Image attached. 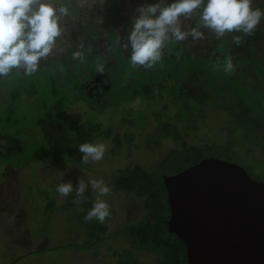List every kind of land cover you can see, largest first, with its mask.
<instances>
[{"label": "rangeland", "instance_id": "rangeland-1", "mask_svg": "<svg viewBox=\"0 0 264 264\" xmlns=\"http://www.w3.org/2000/svg\"><path fill=\"white\" fill-rule=\"evenodd\" d=\"M112 2L110 6V0H62L69 15L61 22L62 35L57 38L52 54L32 75L13 74L0 79V191H5L0 193V264H119L115 247L120 246V251L127 246L139 253L126 229L121 227L139 217V198L133 192L117 190L112 178L118 169L133 165L134 161L154 168L155 161L163 159L172 147L181 146L182 142L210 141L222 148L227 145L234 155H220L239 162L252 176L264 180V19L258 25L261 37L252 53L247 52L244 44L233 43L232 34L217 40L212 33L205 32L202 40L188 37L166 49V54L178 55L180 60L178 56L177 60L163 57L152 73L151 69L133 68L129 62L131 48L125 50L122 45L131 29L135 9L156 0ZM257 2L264 10V0ZM181 25L185 30L190 29L195 26V20H182ZM76 51L84 53L83 61L73 59ZM226 55L232 58L234 66L231 73H226L238 77L224 76L216 68ZM252 57L258 60L253 61ZM159 66L178 73L175 77L188 87L199 88L196 97L204 92L202 101L191 98L203 108L204 115L194 111L176 120L183 100L180 102L170 93L176 79L171 76L160 93L153 97L140 96L142 84L166 77L167 73ZM192 74L193 81H189ZM52 105L54 110L47 111L46 106ZM62 105L65 108L60 110ZM161 108L167 112L159 119L156 115ZM189 113L186 109L182 114ZM54 117H60L69 130L84 121H100L121 135L131 132L134 145L129 148L131 144L127 141L115 144L113 135L98 136L99 142L94 143L106 145L101 161L83 163L81 155L79 162H75L74 156L65 169L57 168L41 157L46 141L43 127ZM253 117L258 118L256 126L249 124ZM161 119L176 121L179 135L156 140L152 129ZM143 129L147 130L143 132ZM9 140L22 149L9 150L6 146ZM78 178L86 183L103 180L111 188L101 199L113 211L104 223L110 232L118 228L114 237L94 238L95 243L91 239L92 232L99 231V221L85 220L92 208L89 202L93 199L94 204L97 198L90 184L83 203L73 202L75 191L66 197L57 193L54 200L41 202V196L56 193L60 183L70 180L75 189ZM65 200L67 205L63 206ZM129 205L136 208L133 213ZM51 243L59 245L45 247ZM63 243L66 244L60 245ZM73 243L94 245L78 249L80 246Z\"/></svg>", "mask_w": 264, "mask_h": 264}, {"label": "clouds", "instance_id": "clouds-1", "mask_svg": "<svg viewBox=\"0 0 264 264\" xmlns=\"http://www.w3.org/2000/svg\"><path fill=\"white\" fill-rule=\"evenodd\" d=\"M253 0H156L139 5L132 18L131 29L123 48H131L129 56L133 68L152 69L165 55L166 49L176 46L191 37L205 38V32L212 33L217 40L232 33V40L239 46L245 36L252 35L261 20L264 10L253 8ZM69 15L62 0H0V79L15 75H32L41 62L51 54L57 38L62 35L61 22ZM182 20H195V26L183 29ZM82 48L83 45H80ZM73 59L84 60V53L76 51ZM227 73L233 71L232 58L225 56L222 64ZM83 163L99 162L106 152L103 143L85 142L79 145ZM89 184L97 193L93 207L85 216L103 224L109 218L108 203L101 199L111 192L103 181L92 179L88 183L78 178V185L72 181L60 183L56 192L68 196L75 191V204L86 200Z\"/></svg>", "mask_w": 264, "mask_h": 264}, {"label": "trees", "instance_id": "trees-1", "mask_svg": "<svg viewBox=\"0 0 264 264\" xmlns=\"http://www.w3.org/2000/svg\"><path fill=\"white\" fill-rule=\"evenodd\" d=\"M110 1L111 6L113 2L112 0ZM252 6L253 8L258 7L261 10L263 7V5L258 3L257 0H253ZM112 19H114L113 16ZM232 35H241V33H232ZM260 37L261 29L258 26L252 35L244 37L241 44L245 45L246 49L248 50L247 52L252 53V50L256 46V43ZM116 49L120 51L118 47ZM166 56L169 58L173 57L175 60H177L178 55H172L169 52L167 54L165 53L163 57ZM178 60H180L179 56ZM252 60L257 61L258 59L252 57ZM210 62L211 66L214 67L213 61L210 60ZM160 70L167 73L164 80L161 79L158 82H148L146 84H142V94L140 95L141 97H153L155 93H160L161 89L165 86V81L168 80L170 76L173 78H176L175 76H179V74L173 72L172 69L168 70L167 68L160 67ZM151 71L153 73V69H151ZM156 71L158 72L157 69ZM219 71H221V73L227 77H238L227 74L222 69H219ZM65 77L66 74L63 75L64 79ZM198 77L199 76L195 78H197L198 80ZM193 78L194 76L192 74L189 81H193ZM198 89L199 88H190L185 83L183 84L182 79H174V82L171 85L170 93L175 96V99H179L180 102L181 99L183 100L181 102V106L178 107L176 120L180 118V115L186 117L188 115H192L194 111H199L201 115L205 114L203 108L201 110V107L199 105H196L195 102L191 101V98H196L198 101H202L205 99L203 90V94H201L202 96H200L199 98L196 97V94L200 93L197 92ZM139 90L138 92H140ZM53 107L54 105L50 107L48 106V108L46 106V110L48 111L49 108V110H54L52 109ZM64 108V105L60 106V110H63ZM186 109L187 112L190 113L182 114ZM166 112V109L161 108L159 110V113L157 112L156 118L160 119L163 113L166 114ZM257 122L258 118L253 117L252 119H249V124H253L256 126ZM43 128L46 141L42 146L43 155H41V157L45 159L44 162H49L60 169H65L68 160H72L74 156L76 158H74L73 161L79 162L78 157L82 155L78 149L79 145L85 142H99L97 141L98 136L99 138H105L113 135L115 144H122L123 141H127L129 142V144H131L129 148L134 145L132 143L133 134L131 132L127 131L124 132L123 135H121L119 132H115L112 127H104L103 123L100 121H84L77 124L74 129L69 130L64 126L60 117H54L52 118L51 122L45 124ZM147 129H143L142 131L144 132ZM178 129L179 128L176 121L161 119L152 129L153 132H151L152 136L159 141L168 135L178 136ZM9 141L10 142L6 145L9 150L22 149L21 145L16 147L13 145L11 140ZM182 143L183 144L181 146L172 147L163 159L155 161L154 168L144 166L141 163L134 161L133 165H128L125 168L123 167L121 169H118L117 175L112 178V185L117 190L123 189V191L125 192H133V194H135L139 198L138 201L141 209L139 212L140 215L137 219L126 221V223L121 226L126 229L128 233L127 236L135 246L134 248L139 250V253L136 254L132 248H129L127 246L122 247L120 251H118V248H120V246L115 247L114 253L118 255L117 261L119 262V264H191L188 261L185 242L177 233L169 230L168 228L167 221L170 216V203L167 197V187L164 182V174H173L179 172L188 165L194 164L200 161L202 158L210 155L224 157L219 153H226L227 155L234 154L230 150L229 146L223 145L222 148L220 145H218V143L215 142L207 141L205 144H188L187 142ZM1 153L2 150L0 149V154ZM235 155L238 154L236 153ZM28 174L31 175V173ZM31 177H33V175H31ZM39 178H41L40 174H38V179ZM56 196L57 192H52L51 195L50 193L49 195L43 194L41 196V202H47L48 199L54 200ZM45 199L47 200L45 201ZM66 200L65 202L62 201L63 206L67 205ZM92 201L93 199H91L88 205H91L93 207ZM58 204L59 207L60 203ZM46 205L49 206L47 203ZM129 207L131 208V213H133L136 209L133 208V205H129ZM12 213L14 214L13 210ZM110 213H113V211H111ZM130 216H132V214ZM93 222H97V220L94 219ZM98 227V232H92L93 237L91 239H93L94 243L97 242L94 241V238L99 240L106 238L108 240V237L112 238L117 234L116 232L114 233V231H116L118 228L110 232V230H108V225L105 223L101 224L99 222ZM94 243H90L89 245H94ZM65 244L66 243L60 245ZM57 245H59V243H51L45 247L51 249ZM75 245L80 246L78 249L88 247L90 248L89 245L84 246L85 244L79 243L74 244V246ZM95 255H98V252H96Z\"/></svg>", "mask_w": 264, "mask_h": 264}, {"label": "water", "instance_id": "water-1", "mask_svg": "<svg viewBox=\"0 0 264 264\" xmlns=\"http://www.w3.org/2000/svg\"><path fill=\"white\" fill-rule=\"evenodd\" d=\"M164 182L168 228L185 242L191 264H264V180L210 155Z\"/></svg>", "mask_w": 264, "mask_h": 264}, {"label": "crops", "instance_id": "crops-1", "mask_svg": "<svg viewBox=\"0 0 264 264\" xmlns=\"http://www.w3.org/2000/svg\"><path fill=\"white\" fill-rule=\"evenodd\" d=\"M0 135H1V134H0ZM18 173H19V172H18ZM19 174H21V173H19ZM18 177H19V176H16L17 179H18ZM20 178H21V177H20ZM21 180H22V178H21ZM0 188H2V186H1ZM4 192H5V191H3V190L0 191V193H4ZM15 196H16V195H15ZM17 204H19V202H17ZM0 208H2V207L0 206ZM16 212H17V211H16Z\"/></svg>", "mask_w": 264, "mask_h": 264}]
</instances>
